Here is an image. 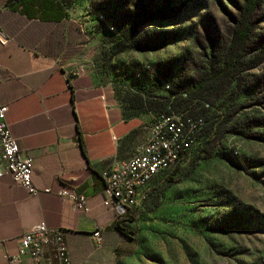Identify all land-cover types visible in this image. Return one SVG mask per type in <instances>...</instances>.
<instances>
[{
	"label": "rangeland",
	"instance_id": "obj_1",
	"mask_svg": "<svg viewBox=\"0 0 264 264\" xmlns=\"http://www.w3.org/2000/svg\"><path fill=\"white\" fill-rule=\"evenodd\" d=\"M62 1L67 16L52 32L67 36L70 76L111 86L128 114L203 122L126 215L131 246L113 264H264V0L239 78L212 103L188 100L185 86L234 26L240 0Z\"/></svg>",
	"mask_w": 264,
	"mask_h": 264
},
{
	"label": "crops",
	"instance_id": "obj_2",
	"mask_svg": "<svg viewBox=\"0 0 264 264\" xmlns=\"http://www.w3.org/2000/svg\"><path fill=\"white\" fill-rule=\"evenodd\" d=\"M65 17H31L20 0H0V103L21 155L32 161L34 185L51 189L33 196L0 176V264H33L28 255L13 258L20 236L41 221L64 231L71 264H113L118 248L131 246L132 237L115 226L119 220L127 229L126 215L103 203L101 171L145 142L151 116L125 114L111 86L68 74L67 36L52 32ZM63 189L82 193L87 209L56 195ZM95 227L103 235L99 247L91 239Z\"/></svg>",
	"mask_w": 264,
	"mask_h": 264
},
{
	"label": "built area",
	"instance_id": "obj_3",
	"mask_svg": "<svg viewBox=\"0 0 264 264\" xmlns=\"http://www.w3.org/2000/svg\"><path fill=\"white\" fill-rule=\"evenodd\" d=\"M6 109L7 105L0 103V176H10L33 196L51 193L48 187L34 185L32 161L21 155L17 138L6 120ZM202 123L181 114H158L145 142L130 157L114 161L101 171L106 193L104 205L119 209L124 215L137 212L145 187L158 172L169 168L191 148L194 134ZM56 195L71 200L77 210L87 209L82 193L63 189ZM91 239L94 246L102 245L101 228H94ZM22 255H28L33 264H71L64 231L49 227L44 221L32 225L20 236L17 256L13 259Z\"/></svg>",
	"mask_w": 264,
	"mask_h": 264
},
{
	"label": "trees",
	"instance_id": "obj_4",
	"mask_svg": "<svg viewBox=\"0 0 264 264\" xmlns=\"http://www.w3.org/2000/svg\"><path fill=\"white\" fill-rule=\"evenodd\" d=\"M262 3L263 0H240L236 3L237 16L234 19V26L229 27L226 37H222L212 44L209 59L203 64L202 70L199 69L198 74L190 78V82L185 86L184 95L189 98H187L188 100H191L192 97H199L212 103L239 78L245 63L246 44L252 34L253 16ZM20 5L21 11L28 16H38L44 20L60 21L67 15L62 0H20ZM143 21L145 20L131 24L129 31H135ZM210 97L213 98V101L209 99ZM189 103L190 101L187 102V104ZM124 113L137 115L128 114L125 111ZM156 116L150 120V125ZM119 223L117 220L115 226L120 231L124 234L131 232L124 229Z\"/></svg>",
	"mask_w": 264,
	"mask_h": 264
},
{
	"label": "water",
	"instance_id": "obj_5",
	"mask_svg": "<svg viewBox=\"0 0 264 264\" xmlns=\"http://www.w3.org/2000/svg\"><path fill=\"white\" fill-rule=\"evenodd\" d=\"M0 38H1V34H0ZM127 235L130 236V237H132L133 232H129Z\"/></svg>",
	"mask_w": 264,
	"mask_h": 264
}]
</instances>
